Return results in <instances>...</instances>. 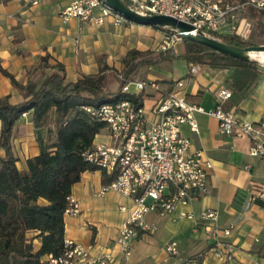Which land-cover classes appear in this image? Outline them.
I'll return each instance as SVG.
<instances>
[{
    "label": "crops",
    "instance_id": "1",
    "mask_svg": "<svg viewBox=\"0 0 264 264\" xmlns=\"http://www.w3.org/2000/svg\"><path fill=\"white\" fill-rule=\"evenodd\" d=\"M71 1L38 0L33 4L32 0H0V65L16 80L24 83L28 78L26 70L45 54H48L49 64L59 62L64 66L65 78L70 81L76 80L80 74L97 73L102 66L119 69L121 62H117V58L122 60L135 40L129 37L124 28L112 29L119 25H114L109 19L101 26L80 25L75 18L63 22L60 11ZM252 13L257 15L253 16ZM247 19L255 31L257 22L264 26V10L249 8ZM170 62V66L175 67V61ZM186 63L183 72L173 68V73V70L162 67L158 74L146 76L154 79L156 84V88L147 87L143 90L147 94L143 107L149 116L151 104L164 96L175 80H182L188 101L210 110L215 106L216 89L228 87L232 94L223 103V108L233 110L243 120L264 124V74H258L234 88L230 82L239 75L234 67L200 65L199 71L191 74L190 63ZM7 94L11 103L22 100L19 91L0 71V97ZM194 117L198 133L190 131L186 124L181 125L180 132L190 138L192 147L204 149L212 159L213 169L206 193L187 204L176 206L168 216L159 217L148 213L147 220L155 222L157 229L153 233L139 235L133 241L129 257L125 258L115 240L119 227L129 215L132 201L112 190L97 195L103 185L102 171L86 170L71 187L70 195L77 200L79 211L76 214H64V239L80 244L89 255L109 252L112 257L110 264L261 262L264 206L248 202V198L264 183V158L248 154L247 138H232L219 133L218 121L214 116L195 112ZM36 137L37 130L31 124L30 112H25L15 122L11 137L19 170H25L26 159L38 153ZM93 142H108V136L101 130ZM206 209L217 211L218 226L232 224L231 232L223 239L222 246L224 251L229 249L231 258L228 260L225 256L209 251L211 240L201 226L195 229V219L200 211ZM182 211L188 215L180 216ZM28 236L32 237L34 250L38 249L40 238L37 232L30 231ZM170 241L177 244L176 255H170L165 250V244Z\"/></svg>",
    "mask_w": 264,
    "mask_h": 264
},
{
    "label": "built area",
    "instance_id": "2",
    "mask_svg": "<svg viewBox=\"0 0 264 264\" xmlns=\"http://www.w3.org/2000/svg\"><path fill=\"white\" fill-rule=\"evenodd\" d=\"M121 1L127 9L139 16L166 15L192 26L187 31L170 25L162 26L154 50L163 53H178L176 46L187 39L185 34L219 41L227 37L242 40L247 37L252 26L247 19V10H264V0ZM37 2L32 0L33 4ZM60 17L63 22L75 18L80 25L101 26L107 19L114 25L129 22L108 7L104 0H72L61 9ZM199 69V64H189L191 74ZM119 77L122 78V75ZM131 84L133 88L129 89ZM183 85L182 80H175L171 89L151 104L150 116L145 112L143 104L138 106L128 99L105 102L96 110L104 123L102 131L108 136V142H93L91 149L83 155L107 174L116 172L115 179L103 184L97 195L112 190L132 201L129 215L119 227L115 240L125 258L129 257L133 241L139 235L153 233L157 229L155 222L147 220L148 213L159 217L168 216L176 206L196 200L208 190V178L213 169L212 159L204 149L192 147L190 138L180 132L181 125L186 124L190 131L198 133L195 112L214 116L218 121L219 133L232 138H247L248 154L264 158V124L243 120L233 110L223 108V103L231 97V89L218 87L214 92L215 106L205 110L186 99ZM147 87L156 88L155 80L146 78L129 81L122 87V91L136 94ZM85 109L91 111L90 107ZM67 200L64 214H76L79 211L77 200L71 195ZM248 202L264 206V183L250 195ZM179 215L188 214L182 211ZM217 216L216 210L200 211L195 219V229L201 226L211 240L209 251L225 256L228 260L231 258L229 249L224 251L222 246L223 239L231 232L232 224L218 226ZM63 242L64 252L55 257L47 255L44 258L46 264H110L112 261L109 252L89 255L75 241L64 239ZM165 250L170 255H176V242H167ZM258 264H264V244L262 261Z\"/></svg>",
    "mask_w": 264,
    "mask_h": 264
},
{
    "label": "trees",
    "instance_id": "3",
    "mask_svg": "<svg viewBox=\"0 0 264 264\" xmlns=\"http://www.w3.org/2000/svg\"><path fill=\"white\" fill-rule=\"evenodd\" d=\"M257 29L264 35V26L260 22H257ZM221 41L240 48L252 45L237 37ZM157 54L169 61L183 59L201 66H232L239 73L230 82L234 88L264 74V65L218 53L187 39L183 42L182 52ZM154 63L148 50H127L122 58L124 81L113 96L104 91L102 71L105 66L97 73L80 74L70 81L65 78L64 66L59 62L49 64L48 54H45L26 70L28 78L22 83L0 65L1 73L9 78L22 97L18 103H11L8 94L0 97V264H46L44 258L47 255L55 257L64 252L63 216L71 187L79 181L82 172L99 169L83 155L91 149L95 135L104 127L96 110L105 102L123 99L141 106L147 94L143 90L130 94L122 91V87L137 77L141 67ZM39 70H43L44 75L35 80L32 75ZM85 107H90L93 113ZM25 112H30L31 124L37 130L39 150L26 159V169L19 170L11 137L15 122ZM44 130L51 134L47 143ZM101 171L102 184H108L116 177V172ZM30 231H36L40 238L36 250L32 237L28 236Z\"/></svg>",
    "mask_w": 264,
    "mask_h": 264
},
{
    "label": "rangeland",
    "instance_id": "4",
    "mask_svg": "<svg viewBox=\"0 0 264 264\" xmlns=\"http://www.w3.org/2000/svg\"><path fill=\"white\" fill-rule=\"evenodd\" d=\"M108 28L109 26L106 25ZM110 28V27H109ZM124 28L128 34L129 37L134 41V44L131 46V48H135L138 50H148L150 52V57L155 60V63L146 67H141L139 71L136 74V78L132 79L131 82L134 81H140V80H145L147 75H155V72H160V69L162 67H166L167 69L173 70V73H175V70L173 68H176L177 71L183 72L186 69L187 63L183 59H174V66H170V61L163 59V57L154 50L155 42L160 36V30L163 28L162 26L157 29L153 26H148V25H143V24H138L135 22H125L120 24L119 26H116L112 29H120ZM264 35H262L257 27L255 28V31L253 30V26H251L250 32L248 33V36L246 38H243L242 40L247 41L248 43L252 45H264ZM123 45V44H122ZM128 46V45H126ZM125 45L123 47H126ZM176 49L178 52L183 51V43H180L176 46ZM124 50V49H123ZM117 62H121V65H119V69L117 70L114 67H104V72H103V80H104V91L109 93L110 96L114 95V91H116L120 87V83L124 81V78L122 76L119 77V75H122V60L119 59V57L116 60ZM256 62L258 65H264V61H258V60H252ZM151 70V71H150ZM49 71L46 70V72ZM162 74V73H161ZM44 75L43 70L37 71L34 75H32V78L35 80H39L42 78ZM128 83V82H127ZM129 89L133 88V85H129ZM43 136L45 137V143L49 142L51 139L50 136L51 134L44 130L43 131Z\"/></svg>",
    "mask_w": 264,
    "mask_h": 264
},
{
    "label": "water",
    "instance_id": "5",
    "mask_svg": "<svg viewBox=\"0 0 264 264\" xmlns=\"http://www.w3.org/2000/svg\"><path fill=\"white\" fill-rule=\"evenodd\" d=\"M104 1L107 4V6L110 7L113 11L122 15L124 18H126L131 22L148 25V26H156V27L170 25L173 27H177L182 31H187L192 28L190 24L166 15H152L149 17L139 16L133 13L132 11H130L129 9H127L121 0H104ZM185 36L188 40L196 41L213 51L229 55L239 60H250L246 55L248 51L257 52L264 50V45H250L244 48H240L205 36L193 37L188 34H185Z\"/></svg>",
    "mask_w": 264,
    "mask_h": 264
},
{
    "label": "bare ground",
    "instance_id": "6",
    "mask_svg": "<svg viewBox=\"0 0 264 264\" xmlns=\"http://www.w3.org/2000/svg\"><path fill=\"white\" fill-rule=\"evenodd\" d=\"M247 57L250 60H258V61H264V50L261 51H248L246 53Z\"/></svg>",
    "mask_w": 264,
    "mask_h": 264
}]
</instances>
